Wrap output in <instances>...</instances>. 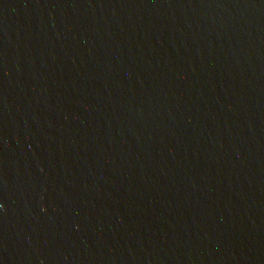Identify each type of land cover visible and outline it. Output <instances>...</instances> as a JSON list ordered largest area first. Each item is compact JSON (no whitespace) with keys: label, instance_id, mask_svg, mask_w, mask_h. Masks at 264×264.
Instances as JSON below:
<instances>
[{"label":"water","instance_id":"95a60500","mask_svg":"<svg viewBox=\"0 0 264 264\" xmlns=\"http://www.w3.org/2000/svg\"><path fill=\"white\" fill-rule=\"evenodd\" d=\"M0 83L127 264H264V0H0Z\"/></svg>","mask_w":264,"mask_h":264}]
</instances>
